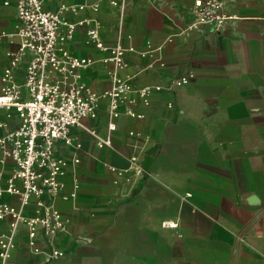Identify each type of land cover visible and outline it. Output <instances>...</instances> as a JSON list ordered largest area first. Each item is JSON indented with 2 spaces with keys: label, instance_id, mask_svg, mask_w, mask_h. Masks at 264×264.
I'll return each mask as SVG.
<instances>
[{
  "label": "crops",
  "instance_id": "1",
  "mask_svg": "<svg viewBox=\"0 0 264 264\" xmlns=\"http://www.w3.org/2000/svg\"><path fill=\"white\" fill-rule=\"evenodd\" d=\"M222 2L237 17L220 31L194 32L193 0H42L82 22L58 41L91 58L79 69L82 80L102 92L113 74L129 90L111 117L114 129L102 97L95 115L71 128L79 147L54 142L68 160L52 201L66 220L54 238L62 257L45 261V250L32 252L27 226L18 222L10 264H264V0ZM16 16L15 0H0V74L17 47ZM93 26L103 42L126 48L121 68L88 40ZM25 65L22 59L13 69L17 83ZM184 74L191 79L175 85ZM142 87L145 98L136 93ZM0 121V134L15 127L14 107L0 108ZM93 132L110 144H97ZM1 159L0 150L4 179L13 165ZM36 200L22 207L0 194L25 214ZM8 223L0 220V233Z\"/></svg>",
  "mask_w": 264,
  "mask_h": 264
},
{
  "label": "built area",
  "instance_id": "2",
  "mask_svg": "<svg viewBox=\"0 0 264 264\" xmlns=\"http://www.w3.org/2000/svg\"><path fill=\"white\" fill-rule=\"evenodd\" d=\"M223 5L222 0H193L194 18L188 28L194 32L203 28L220 31L227 20L237 17L227 13ZM15 6L18 43L9 53L8 63L0 74V108L14 107L18 124L0 134L1 161L10 160L13 165L11 174L4 179H1L0 170V194L15 196L22 207L28 206L32 196L37 200L32 214L22 213L15 205L0 201V220L9 217L8 230L0 233V264H10L11 249L15 245L11 233L18 222L27 226L26 245L32 252L45 250V261L62 257L63 251L54 238L65 230L66 220L52 201L64 185L62 176L68 160L55 152L54 142L79 147V142L73 143L71 128L79 125L84 117H93L102 97L109 99L107 128L114 129L111 117L118 114L119 101L129 90L128 83L113 74V84L102 92L93 90L82 80L79 69L91 58L58 47V41L71 38L76 26L82 23L66 19L62 15L64 6L51 11L43 7L42 0H15ZM75 8L70 7L73 11ZM62 27L65 31L60 33ZM87 38L106 53L103 61L115 68L124 65L126 48L103 42L97 26L87 30ZM22 59H26L24 76L17 83L13 69ZM191 77L192 74H184L173 83L184 84ZM148 91L147 87H142L136 93L145 98ZM127 112L134 114L130 108ZM4 125L0 121V127ZM94 137L99 145L111 142L109 137L97 133ZM72 159L78 161L77 157ZM108 167L120 173L116 166ZM162 225L175 227L176 222L164 220Z\"/></svg>",
  "mask_w": 264,
  "mask_h": 264
}]
</instances>
